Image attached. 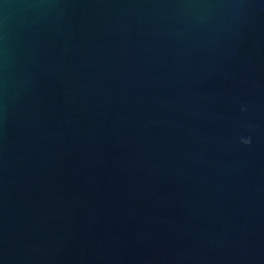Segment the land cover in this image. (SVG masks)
<instances>
[{
  "label": "water",
  "instance_id": "1",
  "mask_svg": "<svg viewBox=\"0 0 264 264\" xmlns=\"http://www.w3.org/2000/svg\"><path fill=\"white\" fill-rule=\"evenodd\" d=\"M0 264H264V0H0Z\"/></svg>",
  "mask_w": 264,
  "mask_h": 264
}]
</instances>
